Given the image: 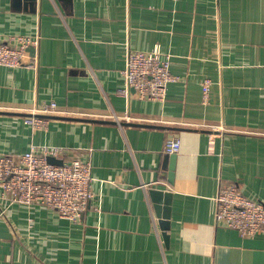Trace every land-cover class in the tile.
Wrapping results in <instances>:
<instances>
[{"label": "crops", "instance_id": "obj_1", "mask_svg": "<svg viewBox=\"0 0 264 264\" xmlns=\"http://www.w3.org/2000/svg\"><path fill=\"white\" fill-rule=\"evenodd\" d=\"M16 34L40 45L35 61L0 65V153L72 147L93 196L75 222L10 206L0 264H264L263 233L215 222L223 182L264 203V0H0V38ZM156 45L178 79L164 101L128 97V47ZM53 101L46 128L27 122ZM151 188L172 193L168 241Z\"/></svg>", "mask_w": 264, "mask_h": 264}, {"label": "built area", "instance_id": "obj_2", "mask_svg": "<svg viewBox=\"0 0 264 264\" xmlns=\"http://www.w3.org/2000/svg\"><path fill=\"white\" fill-rule=\"evenodd\" d=\"M40 36L26 34L0 38V65L19 67L26 58L38 57ZM32 49H34L32 51ZM172 53L160 45L149 50H127L123 70L122 91L131 97L164 101L170 82L178 79L172 73ZM204 99H209L210 81L203 85ZM56 106L52 102L43 114L33 113L27 122L35 129L46 128L47 114ZM119 120V117L115 115ZM181 140L168 136L164 143L166 153H178ZM75 149L61 145H32L23 153H0V216H7V209L15 203L38 204L49 207L71 221H78L87 208L92 191V165L75 153ZM62 159V164L51 163L49 157ZM215 222L233 228L243 236L264 234V203L247 195L235 182H223L216 195Z\"/></svg>", "mask_w": 264, "mask_h": 264}, {"label": "water", "instance_id": "obj_3", "mask_svg": "<svg viewBox=\"0 0 264 264\" xmlns=\"http://www.w3.org/2000/svg\"><path fill=\"white\" fill-rule=\"evenodd\" d=\"M176 155L177 153H174V154H171V156H169V159L173 161V163L170 164L172 169L174 168V162H175ZM49 161L51 163H57V164H62L63 162L62 159H58L52 156L49 157ZM173 176H174L173 172L169 173L168 180L170 182L174 181ZM150 193L153 197V200L157 202L155 205L157 215L160 218V224L164 231V237L166 241H168L169 236H168L167 230L170 227V210H171L170 204H171L172 193L169 191L158 189V188H151ZM161 203L163 204L161 205Z\"/></svg>", "mask_w": 264, "mask_h": 264}]
</instances>
